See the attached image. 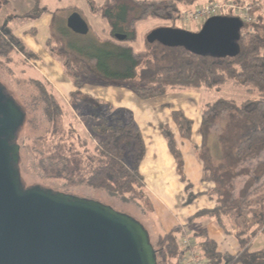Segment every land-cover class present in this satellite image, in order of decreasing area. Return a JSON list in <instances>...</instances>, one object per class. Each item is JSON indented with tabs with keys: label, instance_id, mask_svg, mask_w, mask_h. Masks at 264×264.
Wrapping results in <instances>:
<instances>
[{
	"label": "trees",
	"instance_id": "obj_1",
	"mask_svg": "<svg viewBox=\"0 0 264 264\" xmlns=\"http://www.w3.org/2000/svg\"><path fill=\"white\" fill-rule=\"evenodd\" d=\"M40 1L31 0V9L13 17L29 18L30 11L41 10ZM196 1L105 0L100 5L90 2L92 13L106 21L109 37L97 36L92 45L85 49L69 48L59 36L51 33L45 44L46 49L60 61L75 90L65 101L34 71L38 77L36 90L40 99L42 129L39 134L26 139H29V144L32 142L33 148L36 141L46 145L43 152L33 151L44 176L105 190L132 202L145 204L150 210L139 172L145 145L131 111L84 94L81 89L86 83L122 85L143 99L161 96L170 89L206 88L220 91L232 84L241 89L243 98L240 101L233 98L216 99L208 105L211 112L205 114L201 128L207 120L214 118L211 115L217 117L218 112L229 111V119L230 116L234 119L236 115L247 121L251 128L233 148L236 151L232 162L254 160L259 153H264V15L260 11L261 0H223L236 5H251L252 20L244 22L240 29L239 52L235 56H201L182 47H168L157 41L149 43L145 40L143 49L137 52L131 46L137 39V23L152 18L169 21L171 27H175L182 7ZM223 15L239 16L233 11ZM115 34H124L126 38L116 40ZM10 52H16L27 66L28 60L35 57L2 24L0 58L9 59ZM171 116L180 136L189 138L191 120L181 111H172ZM238 125L247 128L245 123ZM160 130L171 153L180 163L181 156L173 135L166 126H161ZM204 168L203 179L212 178L206 161ZM223 175L228 176L227 173ZM215 178L218 190L226 196L228 183L220 181L221 176L218 179L216 175ZM253 182L251 180L250 183ZM191 198L189 196V200ZM202 214L214 216L223 228H226L225 220L231 222L237 228L236 236L241 247L236 255L221 253L205 229L195 231L192 234L194 246L205 264H264V248L257 251L250 249L253 237L264 232V184L254 187L235 205L219 204L211 210L197 213ZM193 220L194 216L187 224H192ZM181 234V227L175 226L158 235L156 247L153 246L157 264H180L179 259L185 253L179 246Z\"/></svg>",
	"mask_w": 264,
	"mask_h": 264
},
{
	"label": "water",
	"instance_id": "obj_2",
	"mask_svg": "<svg viewBox=\"0 0 264 264\" xmlns=\"http://www.w3.org/2000/svg\"><path fill=\"white\" fill-rule=\"evenodd\" d=\"M243 25L239 16L214 15L197 31L157 27L146 41L230 57L239 52ZM66 27L81 35L89 30L78 12L67 17ZM25 117L0 83V264H157L148 231L130 215L38 184L24 186L17 138Z\"/></svg>",
	"mask_w": 264,
	"mask_h": 264
},
{
	"label": "crops",
	"instance_id": "obj_3",
	"mask_svg": "<svg viewBox=\"0 0 264 264\" xmlns=\"http://www.w3.org/2000/svg\"><path fill=\"white\" fill-rule=\"evenodd\" d=\"M195 3L190 6H183L181 12L194 10L200 7L199 5H194ZM259 5L260 11L264 15V0L259 1ZM40 9L41 10L36 11L38 15L34 16V19H32L35 21V24L29 26L23 25V18L13 17L16 16L13 13L8 16L9 9H7V14L2 17L3 26L7 28L14 35V37L18 38L24 44L28 51L35 55L34 58L28 60L33 69H37V65L42 64L44 71L40 69V72H37L36 70L35 71L40 74V76L43 77L65 101H68L69 94L75 90V86L73 85L72 90L69 89L68 91H64L61 88V85L58 86L56 84H53L52 80L48 76H46V73H50L52 74V76L57 77L58 74H61V72L59 66L54 60L57 58L52 56L45 46L47 39L51 36L52 33V20L50 19V17H48L49 15L47 14L46 10L44 11L42 7ZM13 11H15V9H13ZM40 11H44L43 14H40ZM89 12L93 15H98L92 13L91 9H89ZM18 15H23V12ZM27 19L28 18H26V20ZM106 26L108 27L107 23ZM40 29H43L44 33H40ZM106 30L108 32V29L104 27L101 28V31L103 32H105ZM62 71L64 72L63 67ZM94 85L91 86H100L101 88H96L95 90H93V88L87 89L84 84L81 91L84 94L92 96L93 98L109 103L116 108H125L130 110L132 113L133 121L138 126L139 131L142 135L145 145V154L139 165V172L143 178V182L145 185L146 197L153 212L154 218L157 222V233L160 234L168 232L173 227L180 226L182 233L187 232L192 241L195 242L192 238V234L195 231L205 229L208 236L215 241L217 250L219 252L236 255L241 249L239 240L236 236L237 228L233 226L231 222H228L226 220L224 221L226 228H223V226L219 224L214 216H209L207 214L197 215L199 211L211 210L214 207L218 206L219 204H215L214 201V197H218V194H220L222 197L224 196L223 194H221L222 192L218 190V184H215V176L217 175V178L219 179L221 176L220 174L227 173L228 178L230 177V180L233 179L231 171H233L234 167H237V165H239L241 162V160H236L235 162H232L231 159L226 160L224 158L223 149L220 148L218 144L219 148L216 149L215 154L217 160L216 162H213V164H208L209 167L211 166L213 168H210L211 171H215L217 172V174H213L212 178L203 179V176H205L204 161L201 160L198 154V146H202L203 138L199 135L200 129H197L198 132L195 133V130L197 128V125L195 128V121L196 124L198 121H201L202 125V121L204 118L201 120L199 115L201 114V112L203 114L204 109L212 102L202 103L199 100V98H201L202 91H200L201 89L196 88L170 89L161 96L143 99L138 97L129 88L128 90H130V93L128 91H122L107 94L105 91H103L106 87L125 88V86L121 87L122 85ZM226 86H230V88L234 87L232 84ZM188 89H191V91H187ZM206 90L218 92L217 90ZM174 91L188 92V94L182 95L185 104H183L181 107L172 106L169 102H166L164 98ZM133 96H136L140 99H134ZM194 97L196 99L195 101ZM150 99L156 101H154V103H151L149 102ZM172 111H181L188 119L191 120L192 125L189 138H183L180 136L178 128L171 116ZM228 114L229 111L223 112V115L227 116ZM161 126H166L173 135L176 147L179 150L181 156L180 163L171 153L167 144V140L160 130ZM212 140H214V138ZM216 140L218 139L216 138ZM235 151L236 149L232 150L233 153ZM250 160L251 159H244L242 161H245V163L249 165L253 163V160ZM240 168H243V166H241ZM251 171L252 170L244 175V183H246L248 179L250 181H254L251 184L256 183L251 186L252 188H250L249 191H251L259 184H264V176L261 178V176L255 174L254 172V175H250L249 173H251ZM239 174L241 173H237V175ZM226 187L229 188L228 194H230L232 198H236V200L234 199V203L244 198L242 193H239V189L242 188L241 186H234L233 183L229 184ZM189 196H192L190 200ZM207 198H209L210 200L206 201ZM193 216L194 220L191 225H193L194 221L196 222V220L197 222L202 220V226L198 225L197 223L195 228H187L186 224ZM197 225L199 228L197 227ZM159 234H157V237ZM251 242L252 240L250 241V247ZM262 248H259L257 250H260ZM251 250L257 251L253 249Z\"/></svg>",
	"mask_w": 264,
	"mask_h": 264
},
{
	"label": "rangeland",
	"instance_id": "obj_4",
	"mask_svg": "<svg viewBox=\"0 0 264 264\" xmlns=\"http://www.w3.org/2000/svg\"><path fill=\"white\" fill-rule=\"evenodd\" d=\"M104 1L105 0H41L40 8L42 7L44 11H47V14L49 15L48 17H50V19L52 20V32L56 36H59L65 45L72 49L73 47H80L85 49L92 45L98 35H100V37H109L107 30L105 32L101 31V28L103 27L108 29V27L106 26V21L103 20L99 15H93L89 12L90 2H92L93 4H101ZM208 2H223V0H198L194 5L202 6ZM31 7V0H0V25L3 24L2 17L7 14V9H9V16L11 15V13L18 15L23 12L24 14L26 11L31 9ZM13 9H15V11H13ZM44 11H40L41 13H39L43 14ZM72 12H78L80 16L86 21L89 27L87 34H77L66 27V19ZM29 13L30 16L27 20L26 18H23V25L29 26L35 24V21L32 19H34L33 17L38 15V13L36 11H30ZM162 26H171V23L166 20H158L152 18L137 23V39L136 41L131 43L134 51L137 52L143 49L144 42L149 31ZM174 26L190 31H196L201 27L200 24L196 25L194 24V22L192 23L190 21L179 20L175 22ZM43 31V29H40V33ZM8 57L10 58H0V83L5 86L6 91L17 101V103L21 106V108L25 111L26 114L25 121L23 123L24 127L22 125V127L20 128L17 138V143L20 145L19 171L24 186L38 184L44 188H48L56 192H62L77 197L87 198L109 205L115 210L130 215L131 217L138 220L148 231L150 241L152 245L156 247L157 234L159 233H157L156 231L157 222L154 218L151 207L150 210H148L147 205L145 204L142 205L137 202H132L125 197H119L105 190L93 189L87 187L85 184H72L64 180H57L44 176L42 170L40 169L37 163V159L33 156V151L43 152L44 149H46V145L43 144V142L41 143L40 141H36L34 143L35 147L33 148L32 142H30L29 144V139L28 141L26 139L39 134V131L42 129V118L40 116L39 110L40 99L39 93L36 90V82L38 80V77L37 75H35L34 71L36 70L37 72H40V70H44L42 64H38L36 67L37 69H32L33 67L31 66V64H29V66L23 64L20 59V56L16 52H10ZM54 60L59 66L61 74H58L57 77H54L52 76V74L46 73V76H48L52 80L53 84H56L58 86L61 85V88L64 91H68L69 89L72 90L73 82L71 78L65 72L62 71L60 61L58 59ZM30 66L32 68H30ZM91 85H94V83L85 84L87 89L93 88V90H95L96 88H101L100 86L93 87ZM103 91H105L107 94L122 91H128L130 93V90H128V88L126 89V87H106ZM187 91H191V89H188ZM200 91H202V95L199 100L202 103L213 102L218 98H233L237 101H240L243 98V92L240 88L237 87L230 88V86H225L218 92L209 91L206 89H201ZM184 94H188V92L174 91L165 96L164 98L166 102H169L172 106L181 107L183 104H185V101L182 98V95ZM133 97L134 99L137 98L136 96ZM195 100L196 99L194 97V101ZM154 101L156 100L150 99L149 102L154 103ZM208 110H210V108L207 106L204 111L202 110L203 114L202 112L200 115L197 114L199 115L201 120L205 118L206 113L211 112ZM231 113L233 112L231 111ZM209 115H206V117H209ZM211 118L213 119L211 121L207 120L204 123L203 128L199 130V135L203 138L202 146H198V154L201 160L206 161L208 164H213V162H216L217 157H215V154L216 149L219 148V146L223 149L224 158L226 160L234 159L233 152L231 150L233 148H236L238 142L242 138H244L243 136L247 135L250 132L251 128L249 123L236 115L234 119L232 118V116H230L229 119L226 115H223V112L221 111L217 113V117L215 115H211ZM240 123H245V125H247V128H245L246 126L244 128H240L238 125ZM200 127L201 121H198L197 124L195 121V133L198 132L197 129H200ZM213 138L214 140H212ZM216 138L218 140H216ZM241 166H243V168H240ZM210 168L213 169L211 166ZM250 170H252L251 173H249L250 175H254L255 173L261 176V178L264 176V153H259L258 158H254L253 163L249 165L246 164L245 161H241L240 164L237 165V167H234L233 171H231V174L233 176V179L231 180L230 177L228 178L227 175L226 177H224L223 174H220V181L223 180V182H227L228 185L234 183V186H241L242 188L239 189V193L241 192L242 195L245 196L249 192V189L252 188L251 186L254 185L250 183L251 181L249 179L246 181V183H244V175L247 174ZM239 172L241 174L237 175V173ZM212 174L216 175L217 172L214 171L212 172ZM215 184L217 185L216 181ZM227 190H229V188L226 187L225 191ZM234 199L236 200V198H232L231 195L228 193L225 197H222L220 194H218V197H214L215 204L221 203L222 205L224 204L227 206L235 205L238 202L236 201V203H234ZM209 200L210 199L207 198L206 201ZM201 221L202 220L197 222L196 220V222L194 221L193 225L186 224V226L187 228L193 229L196 227L197 223L198 225L202 226ZM262 247H264V232L257 233L253 237L250 248L253 250H257Z\"/></svg>",
	"mask_w": 264,
	"mask_h": 264
},
{
	"label": "built area",
	"instance_id": "obj_5",
	"mask_svg": "<svg viewBox=\"0 0 264 264\" xmlns=\"http://www.w3.org/2000/svg\"><path fill=\"white\" fill-rule=\"evenodd\" d=\"M251 5H236L231 2H208L194 10L181 12L179 21H190L202 25V23L211 16L223 15L228 11H233L239 14L243 22H250L252 17L250 15ZM180 249L185 253L179 259L180 264H205L199 256L198 250L194 246V242L187 232H183L180 241Z\"/></svg>",
	"mask_w": 264,
	"mask_h": 264
},
{
	"label": "flooded vegetation",
	"instance_id": "obj_6",
	"mask_svg": "<svg viewBox=\"0 0 264 264\" xmlns=\"http://www.w3.org/2000/svg\"><path fill=\"white\" fill-rule=\"evenodd\" d=\"M5 32H7L6 30H5ZM6 89V88H5ZM8 93V92H7ZM9 94V93H8Z\"/></svg>",
	"mask_w": 264,
	"mask_h": 264
}]
</instances>
